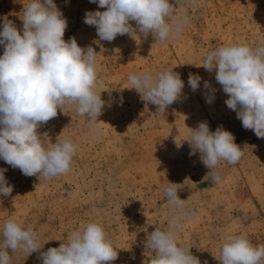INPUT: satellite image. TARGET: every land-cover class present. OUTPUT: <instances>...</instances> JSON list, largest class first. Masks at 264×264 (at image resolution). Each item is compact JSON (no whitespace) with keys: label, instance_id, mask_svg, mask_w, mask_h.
<instances>
[{"label":"rangeland","instance_id":"rangeland-1","mask_svg":"<svg viewBox=\"0 0 264 264\" xmlns=\"http://www.w3.org/2000/svg\"><path fill=\"white\" fill-rule=\"evenodd\" d=\"M30 0H0V18L12 20L22 32L20 14ZM68 21L67 41L75 37L83 48L97 52V91L105 101L94 133L74 106L58 109L55 118L38 128L52 142L69 138L78 144L71 170L51 179L25 176L0 160V169L13 191L0 196V225L14 217L25 228L41 233L46 251L66 242V233L88 221L103 225L118 251L110 264H146L152 251L145 247L148 234L167 223L163 188L179 184L178 196L194 213L184 222L179 242L203 264H219V238L223 232L244 234L253 245L264 244V138L246 130L230 110L215 69L198 67L210 49L228 43H264V0H198L187 9L188 22L182 35L164 44L149 34L117 36L102 41L94 26L86 25V11H104L90 0H54ZM175 5V0H170ZM177 14L180 9L177 7ZM132 23L135 28V22ZM3 20L0 19V30ZM0 45V55H3ZM172 69L185 87L180 101L166 113L141 100L128 76ZM189 73L202 79L193 92ZM208 81L216 89L212 103L205 96ZM207 122L210 131L222 126L235 137L244 155L236 164L221 161V181L213 182L201 154L190 143V128ZM179 145V146H178ZM3 238L0 237V244ZM13 264H40L39 253L17 251Z\"/></svg>","mask_w":264,"mask_h":264},{"label":"clouds","instance_id":"clouds-1","mask_svg":"<svg viewBox=\"0 0 264 264\" xmlns=\"http://www.w3.org/2000/svg\"><path fill=\"white\" fill-rule=\"evenodd\" d=\"M104 11H86L84 23L94 26L98 38L113 41L117 36L133 35L137 31L155 43L164 44L178 39L188 22L187 9L198 0H90ZM177 7L180 14H177ZM0 30V160L18 168L25 176L39 175L51 179L70 172L78 144L65 137L52 142L38 128L55 118L58 109L74 106L96 133L98 117L105 101L97 91V52L91 46L78 45L75 37L64 39L68 21L54 0H30L20 14L22 32L7 17ZM135 22V28L132 23ZM208 72L215 69V80L227 95L226 106L236 113L246 130L264 138V43H228L206 52L198 67ZM133 89L144 102L166 113L180 101L185 87L180 74L172 69L158 72H133L128 76ZM201 77L189 73L188 85L195 92ZM204 89L207 103H212L216 89L208 81ZM190 140L198 150L202 163L209 169L213 182L221 181L218 165L221 161L236 164L244 155L235 137L222 126L210 131L207 122L190 128ZM179 146V145H178ZM0 169V196H10L13 186ZM179 184L168 183L163 188L167 201L164 211L167 223L147 235L145 247L152 251L146 264H201L191 246L179 242L184 222L194 213L186 208V200L178 196ZM41 233L25 228L14 217L0 225V264H13V255L23 251L39 253L40 264H110L118 251L108 238L103 225L88 221L66 233V242L58 247H44ZM219 264H264V244L253 245L244 234L223 232L219 238ZM203 264H207L204 261Z\"/></svg>","mask_w":264,"mask_h":264}]
</instances>
